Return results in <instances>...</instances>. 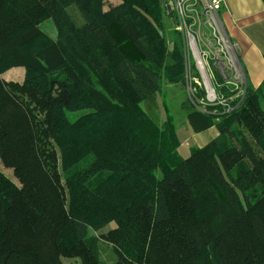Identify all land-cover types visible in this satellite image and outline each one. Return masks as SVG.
I'll return each mask as SVG.
<instances>
[{"label": "trees", "instance_id": "1", "mask_svg": "<svg viewBox=\"0 0 264 264\" xmlns=\"http://www.w3.org/2000/svg\"><path fill=\"white\" fill-rule=\"evenodd\" d=\"M160 7L0 0V264H102L100 240L112 264H264V81L232 112L187 110L219 134L181 157L156 113L182 69Z\"/></svg>", "mask_w": 264, "mask_h": 264}, {"label": "built area", "instance_id": "2", "mask_svg": "<svg viewBox=\"0 0 264 264\" xmlns=\"http://www.w3.org/2000/svg\"><path fill=\"white\" fill-rule=\"evenodd\" d=\"M223 4L224 0L165 1L167 10L176 20L177 31L186 40L197 69L199 76H194L192 81L204 86L207 102L226 106L225 111L230 112L244 98L247 80L240 60V47L228 35L220 16ZM185 59L183 66L187 65ZM216 77L228 88L230 102L215 90Z\"/></svg>", "mask_w": 264, "mask_h": 264}, {"label": "rangeland", "instance_id": "3", "mask_svg": "<svg viewBox=\"0 0 264 264\" xmlns=\"http://www.w3.org/2000/svg\"><path fill=\"white\" fill-rule=\"evenodd\" d=\"M161 1V13H162V21L164 26V36L167 42L168 50L172 51L174 45H177L182 61V69L179 74V80L177 82H171L166 75L162 76L161 80V89L156 95V113L159 120V123L164 122L165 120H169L171 117L173 119L174 125L176 129L182 126V124L186 121L187 118V110H197L194 105L198 107L210 111L213 113H229L226 112V106L221 104H212L206 101L205 99V89L204 86H199L192 81L194 76H199L197 69L194 65V61L189 54L188 45L183 35H181L179 31L176 29V20L170 15L169 11L165 6L166 0ZM72 14L76 16L74 10H71ZM78 19L81 21V17L78 14ZM41 29L47 32L51 36H55V28L51 22V20H45L40 24ZM185 53L186 58L185 59ZM185 59L186 66H183ZM212 70L213 67L211 66ZM19 69H22L19 67ZM14 70L8 69L1 75L4 77L8 74H11ZM215 73V71L213 70ZM217 83L214 85L215 90L221 97H226L230 102L231 98H229V90L226 86L222 85V82H219L216 77ZM194 83V84H192ZM223 98V99H224ZM264 106V103H262ZM237 108V107H236ZM236 108L232 109L234 111ZM200 111V110H198ZM230 111V112H232ZM81 111L69 112L68 116L71 120H73L77 115L80 114ZM179 155L183 158L188 154L182 152L179 149ZM11 176V175H10ZM116 226L115 221H110L108 224L103 226L98 230V233H104L110 228H114ZM97 234V232L91 231L90 234ZM98 256L102 264H112L116 260V256L112 250V247L109 243L100 240L98 243ZM63 264H81L78 258H62Z\"/></svg>", "mask_w": 264, "mask_h": 264}, {"label": "crops", "instance_id": "4", "mask_svg": "<svg viewBox=\"0 0 264 264\" xmlns=\"http://www.w3.org/2000/svg\"><path fill=\"white\" fill-rule=\"evenodd\" d=\"M220 16L228 35L240 47L247 83L258 87L264 81V0H224ZM11 69L14 70L11 74L1 77L6 81H22L23 68ZM176 132L180 140L178 153L181 149L188 155L191 148L205 146L219 134L215 126L195 132L187 118Z\"/></svg>", "mask_w": 264, "mask_h": 264}]
</instances>
